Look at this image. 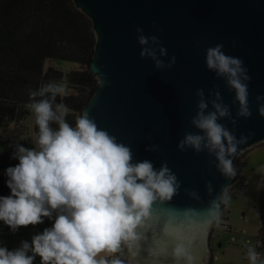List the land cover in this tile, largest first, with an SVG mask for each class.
Wrapping results in <instances>:
<instances>
[{
	"label": "water",
	"instance_id": "water-1",
	"mask_svg": "<svg viewBox=\"0 0 264 264\" xmlns=\"http://www.w3.org/2000/svg\"><path fill=\"white\" fill-rule=\"evenodd\" d=\"M73 2L91 19L96 35L89 70L99 85L83 113L129 147L133 163L149 160L156 170L167 165L179 185L171 201L152 206L137 238L122 244L118 253L131 264H186L174 255L183 242L193 264H209L211 233L224 214L218 198L243 180L245 171L235 170L234 177H226L215 152L203 144L199 152L178 145L186 134L203 135L192 123L199 111L198 90L208 105L205 114L214 111V101L226 106L230 115L218 123L237 140L246 138L228 157L234 168L241 154L264 143V117L258 114L264 100L256 99L264 97V0ZM139 35L157 38L159 43L150 41L148 47L157 51L164 67L157 69L154 60L141 58ZM219 44L248 70L249 118L237 115L240 105L226 79L207 68L206 50ZM160 47L166 49L165 56L159 55ZM173 56L176 62L169 68ZM214 200L219 203L218 215L205 224V210ZM187 209L201 215L186 216Z\"/></svg>",
	"mask_w": 264,
	"mask_h": 264
},
{
	"label": "clouds",
	"instance_id": "clouds-1",
	"mask_svg": "<svg viewBox=\"0 0 264 264\" xmlns=\"http://www.w3.org/2000/svg\"><path fill=\"white\" fill-rule=\"evenodd\" d=\"M150 41L159 43L154 36H138L143 46L140 56L151 58L160 69L164 67L163 61L157 58L154 48L148 47ZM222 49L219 44L206 50L207 68L226 79L240 105L237 115L249 118L248 70L240 58L226 55ZM166 54V49L160 47L159 55ZM175 62L173 56L168 67ZM64 93V86L54 81L30 90L31 102L25 107L35 116L36 146H17L12 158L19 163L8 167L5 173L10 195L0 196V221L13 234L20 228L43 224L44 218L52 221V226L33 235L30 242L21 241L12 250L0 246V264H34L37 257L40 264H123L120 258L107 257L118 253L122 244L134 241L137 229L149 219L152 206L171 201L179 187L167 165L156 170L149 160L133 163L130 148L100 129L87 112L76 119L75 126L70 125L66 121L69 110L63 103H56ZM197 95L201 100L192 123L203 135L186 134L178 147L183 150L187 145L199 152L203 144L216 153L221 173L232 178L236 171L228 157L237 152V145L246 138L237 140L218 123L220 118L230 115L226 106L214 101V111L205 114L208 105L203 91L198 90ZM258 114L264 117V104L259 105ZM51 123L57 128L50 127ZM218 200L227 203L226 193ZM218 209L219 203L212 201L205 210V224H211ZM184 213L201 215L193 209ZM174 255L177 261L183 259L186 264H193L183 242L177 244ZM259 257L256 249L249 246V264H264Z\"/></svg>",
	"mask_w": 264,
	"mask_h": 264
},
{
	"label": "trees",
	"instance_id": "trees-1",
	"mask_svg": "<svg viewBox=\"0 0 264 264\" xmlns=\"http://www.w3.org/2000/svg\"><path fill=\"white\" fill-rule=\"evenodd\" d=\"M95 44L92 21L73 0H0V127L15 124L14 136L8 142L9 150L0 153V171L19 163L12 158L18 145L27 148L25 123L31 111L25 105L31 102L30 90L35 91L52 81L62 84L65 74L51 65L46 68L50 60L80 65L67 74L69 93L56 100L67 107L66 121L75 126L99 85L89 70ZM50 127L56 129L57 125L51 123ZM35 132L37 135L36 124ZM7 180L8 177L0 179L3 196L10 195ZM262 199L259 234H264ZM115 256L123 264H131L119 253ZM209 264H213V256Z\"/></svg>",
	"mask_w": 264,
	"mask_h": 264
},
{
	"label": "rangeland",
	"instance_id": "rangeland-1",
	"mask_svg": "<svg viewBox=\"0 0 264 264\" xmlns=\"http://www.w3.org/2000/svg\"><path fill=\"white\" fill-rule=\"evenodd\" d=\"M51 64L65 74L61 83L65 88L64 94H68L67 74L80 65L56 59L50 60L46 68ZM25 125L27 128V148L35 147L37 135L35 132L34 113H30ZM14 131V123L7 127H0V143H3V146L0 147V153L9 150L8 142L13 138ZM242 169L245 171L244 179L248 184L244 188L240 186L239 184L243 183L241 182L244 180L243 179L237 186L227 189V200L229 197H233L230 200L228 219L224 220L222 223L223 225L220 220L217 221L211 233V235H213V264H249L247 249L249 246L255 248V242L259 235V229L261 227L260 201L262 202V198H264V143L245 151L239 156L235 170ZM5 173L6 168L0 171V179L7 177ZM235 193L239 194L235 196ZM219 223L221 225H219ZM51 226L52 221L44 219L43 224L20 228L13 234L10 229L0 221V246H6L9 250H12L19 247L21 241L30 242L33 235L39 234L45 228ZM112 257H115V255L108 256L107 259ZM261 261H264V258ZM34 264H40L39 257L36 258Z\"/></svg>",
	"mask_w": 264,
	"mask_h": 264
},
{
	"label": "built area",
	"instance_id": "built-area-1",
	"mask_svg": "<svg viewBox=\"0 0 264 264\" xmlns=\"http://www.w3.org/2000/svg\"><path fill=\"white\" fill-rule=\"evenodd\" d=\"M241 182H243V183H241ZM241 182H240L241 184H239V185L242 186V187H245L248 184V182L246 180H243ZM236 185H238V184H236ZM236 185H234L233 187H235ZM255 249L260 254L259 259L261 260L263 258V256H264V234H259L258 235V237L256 239V242H255ZM113 258H117V257L116 256L112 257L109 260H111Z\"/></svg>",
	"mask_w": 264,
	"mask_h": 264
},
{
	"label": "flooded vegetation",
	"instance_id": "flooded-vegetation-1",
	"mask_svg": "<svg viewBox=\"0 0 264 264\" xmlns=\"http://www.w3.org/2000/svg\"><path fill=\"white\" fill-rule=\"evenodd\" d=\"M233 197H229V199L227 200V203H225V207H224V214L220 220L221 224L224 222V220L222 221L223 218H225L226 220L228 219V214H229V206H230V200L232 199ZM226 209V210H225ZM219 223V225H221ZM216 225V224H215ZM215 225H214V228H215ZM223 225V224H222ZM213 228V229H214ZM213 231V230H212ZM212 237L213 235H211V238H210V245H211V248H212Z\"/></svg>",
	"mask_w": 264,
	"mask_h": 264
},
{
	"label": "crops",
	"instance_id": "crops-1",
	"mask_svg": "<svg viewBox=\"0 0 264 264\" xmlns=\"http://www.w3.org/2000/svg\"><path fill=\"white\" fill-rule=\"evenodd\" d=\"M48 62H49V61H48ZM48 62H47V63H48ZM49 66H50V65H49ZM51 66H53V65L51 64ZM47 67H48V66H47ZM79 68H80V67H78V68H76V69H79ZM0 195H1V194H0ZM2 196H3V195H2ZM229 207H230V206H229ZM53 216H55V213L53 214ZM44 219H48V218H44ZM263 258H264V257H263ZM263 258H262V259H263ZM262 259H261V260H262Z\"/></svg>",
	"mask_w": 264,
	"mask_h": 264
}]
</instances>
